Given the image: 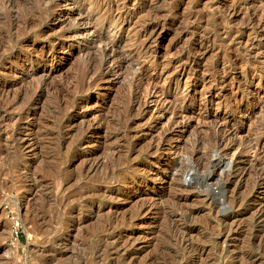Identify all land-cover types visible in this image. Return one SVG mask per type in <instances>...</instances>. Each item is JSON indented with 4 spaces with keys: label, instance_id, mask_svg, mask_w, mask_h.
I'll use <instances>...</instances> for the list:
<instances>
[{
    "label": "rangeland",
    "instance_id": "374dc122",
    "mask_svg": "<svg viewBox=\"0 0 264 264\" xmlns=\"http://www.w3.org/2000/svg\"><path fill=\"white\" fill-rule=\"evenodd\" d=\"M147 84L187 117L237 118L239 157L264 150V0H0V264H264V186L249 170L224 190L223 163L206 180L208 126L176 116L152 123L182 168L151 154ZM228 217L243 233L216 238Z\"/></svg>",
    "mask_w": 264,
    "mask_h": 264
},
{
    "label": "bare ground",
    "instance_id": "6f19581e",
    "mask_svg": "<svg viewBox=\"0 0 264 264\" xmlns=\"http://www.w3.org/2000/svg\"><path fill=\"white\" fill-rule=\"evenodd\" d=\"M105 52L106 51H104V54ZM106 57H111V54L107 55ZM163 95L159 94V92L157 93L155 91V88L147 84V88L145 89L144 93L141 96H139L134 103L135 113L139 117H144V118L147 117L149 129L152 128V130H157V128H160L157 133H153L152 131H150L149 133V131H147L148 136H150V146L149 147H150V151L152 152L151 154H156L157 152L158 153L165 152L167 155L173 157V159L176 160L177 166L179 168H182L183 161H181L179 152L177 151V149L179 148L178 146L180 142V137L179 136L175 137L172 134V130L169 129V126H166L165 128L164 126L158 127L160 124V121H159V124H155L154 122L152 123L153 120L162 119L166 115L176 116L178 117V119L181 120L180 123H176L177 124L176 126H179L181 133H185L187 129H190V127L199 128L202 126H208L206 131H208L212 137L211 139L214 142L213 143L214 148H213V154H211L210 152V155L212 156L211 157L209 156L210 158L206 161L208 165L210 164L209 166L212 167V169H209L207 170V172L205 171L204 173V178L206 180H211L215 178L217 170H215L214 167H216L219 163L220 164L223 163L224 165L221 168L223 169V173H222L223 181H221L220 186L224 190L229 188L231 185L238 186L239 188L242 178L246 174L250 173L251 171L254 173L255 179H256V182L254 183V188H253L255 189L254 192L258 191L262 186H264V150L259 148L258 145L255 143L256 145H254V147L251 148V150L252 149L253 150L251 152L249 151L248 154L246 152L247 156L245 158L239 157L238 154L240 152L237 153V151H239V149L243 146L244 148H246L245 144H247L248 142L244 140V137H243L244 135L243 136L240 135V132H238V130L236 129L237 127H235V125L238 122L237 118L236 119L224 118L216 114L213 116L214 117L213 120L208 122V120L203 117H199L198 119H195L194 116L187 117L185 114L188 109L187 107L188 105L186 106L185 102H181L180 104L176 102L177 104H175L169 101ZM191 101H189L188 103H192ZM262 115L264 114L262 113ZM192 121L195 122L194 125H192L193 124ZM172 126L174 125L172 124ZM245 151H243L244 152L243 154H245ZM240 154H242V152ZM187 167L196 172H199L197 165H187ZM199 194L202 196L201 200L204 202H206L210 198L208 195L204 194V191L202 189ZM234 201L236 203L239 202L240 201L239 197L238 198L236 197ZM251 211H252V214L254 215L252 216V218L250 217L251 218L250 223L252 224V226L254 225V227L253 229L251 228L252 229L251 232L248 231L250 233V235H248L250 236L248 245L250 249H255L256 250L255 252L257 254H264V234H263L264 217L262 215L261 210L256 209L254 211V209H252L248 212H251ZM228 219L229 217L226 218L225 221H223V224L221 225L220 228L214 229L212 227L211 230H215V232L213 233H215L216 238H229V237L231 238V236L233 237L234 235L243 233L240 226L235 225L231 221L229 222ZM184 232H181L179 241H181L182 245H184L186 249H190L192 252H197L198 250L202 249V247L187 241V239L184 238V235H185V234L183 235ZM108 245L112 246V248H109L111 249V251L108 250V252L110 251L111 254L118 255L119 248H118L117 243L113 241L112 243ZM242 256L244 258L245 264H253L254 260H256V256L252 254L245 253Z\"/></svg>",
    "mask_w": 264,
    "mask_h": 264
},
{
    "label": "built area",
    "instance_id": "2783aa9c",
    "mask_svg": "<svg viewBox=\"0 0 264 264\" xmlns=\"http://www.w3.org/2000/svg\"><path fill=\"white\" fill-rule=\"evenodd\" d=\"M18 224H17V222H16V224H15V226H17ZM16 228V227H15Z\"/></svg>",
    "mask_w": 264,
    "mask_h": 264
}]
</instances>
